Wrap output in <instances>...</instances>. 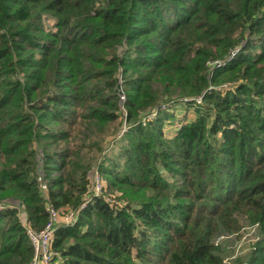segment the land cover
<instances>
[{"label": "trees", "instance_id": "16d2710c", "mask_svg": "<svg viewBox=\"0 0 264 264\" xmlns=\"http://www.w3.org/2000/svg\"><path fill=\"white\" fill-rule=\"evenodd\" d=\"M39 177L78 217L54 264H228L247 225L264 264V0H0V264H33Z\"/></svg>", "mask_w": 264, "mask_h": 264}, {"label": "built area", "instance_id": "2783aa9c", "mask_svg": "<svg viewBox=\"0 0 264 264\" xmlns=\"http://www.w3.org/2000/svg\"><path fill=\"white\" fill-rule=\"evenodd\" d=\"M124 98V96L121 97V99ZM96 173L97 175L95 174L92 190L95 195H99L102 192V178L98 172ZM38 180L41 184L42 190L45 192V196H47L45 207L49 214V221L46 226L39 231L34 230L30 225H26L34 248L33 264H54L56 252L53 250L52 243L57 229L61 224L66 226L74 224L78 217L77 213L73 210L67 209L61 211L54 207L46 194L48 191L47 183L44 181L43 177H39ZM5 206L6 205L3 203H0V210L5 208ZM61 212L64 213L61 214Z\"/></svg>", "mask_w": 264, "mask_h": 264}, {"label": "rangeland", "instance_id": "374dc122", "mask_svg": "<svg viewBox=\"0 0 264 264\" xmlns=\"http://www.w3.org/2000/svg\"><path fill=\"white\" fill-rule=\"evenodd\" d=\"M184 111L182 112H176L174 115H177L178 117H182L184 115ZM189 117L194 118L193 111H189ZM176 120H171L170 123H166V133L168 135H172L170 132V129H175V126L177 125L174 123ZM175 124V125H174ZM97 175V173H95ZM102 189L104 187L105 181L101 179ZM120 192H115V194L111 195V198L113 200H116V198L119 195ZM4 205L7 203H3ZM61 211L67 210V209H60ZM21 214L24 215V211L22 210ZM64 212H61V214ZM261 234L259 233V230L257 229V226H251L247 225L244 227L239 233L223 236L218 241H220V255L224 259V261L228 264H245L246 261H248V258L250 256V249L251 246L256 242L257 238L260 237ZM244 262V263H242Z\"/></svg>", "mask_w": 264, "mask_h": 264}]
</instances>
